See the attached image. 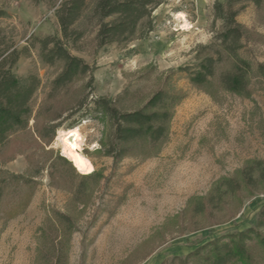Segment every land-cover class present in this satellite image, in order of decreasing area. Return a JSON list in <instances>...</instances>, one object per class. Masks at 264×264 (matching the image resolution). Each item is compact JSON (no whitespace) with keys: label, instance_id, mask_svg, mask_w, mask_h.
I'll return each instance as SVG.
<instances>
[{"label":"rangeland","instance_id":"obj_1","mask_svg":"<svg viewBox=\"0 0 264 264\" xmlns=\"http://www.w3.org/2000/svg\"><path fill=\"white\" fill-rule=\"evenodd\" d=\"M218 1L227 0H163L152 12V30L126 45L99 46L86 23L80 48L71 50L89 72L59 91L52 82L61 62L46 63L39 43L20 57L16 73H34L41 85L32 100L37 125L32 118L30 130L0 150V264H208L204 250L200 258L193 251L255 226L264 178L256 168L250 185L243 172L264 162V3L237 6L245 29L240 56L251 63L247 91L223 88L218 79L194 86L182 70L198 63L201 46L221 29ZM0 7L9 13L0 17L6 45L21 49L62 34L47 1L0 0ZM164 86L183 98L157 147L136 141L116 158L108 151L113 121L92 110L82 115L93 97L139 109ZM46 123H61L51 140L37 131ZM75 127L91 174L63 153L59 133ZM248 250L251 260L229 264H264L261 241H249Z\"/></svg>","mask_w":264,"mask_h":264},{"label":"trees","instance_id":"obj_2","mask_svg":"<svg viewBox=\"0 0 264 264\" xmlns=\"http://www.w3.org/2000/svg\"><path fill=\"white\" fill-rule=\"evenodd\" d=\"M31 1L34 3L47 1L50 4L58 18L62 34L36 37L21 49H17L14 45H6L0 40V150L18 133L30 130L32 118L36 123L32 100L34 92L41 85V79L34 73L26 77H20L16 73L14 68L21 56L28 57L30 49L39 43L42 59L46 63L54 66L61 62L62 69L52 82V91H59L74 82L80 74L89 72L90 65L71 50V47L80 48L79 42L87 34L86 23L91 24L97 31L96 41L99 46L113 43L126 45L136 38L144 37L152 30V12L162 4L163 0ZM252 2L260 7L264 0H227L215 3V16L223 22L221 29L216 31L212 42L201 46L196 54L198 63L194 67L182 68L187 72L194 86L204 87L213 79H218L223 88L228 90L239 93L248 90L251 63L240 56V50L244 46L245 29L237 21L239 14L237 6ZM7 16L9 13L0 7V17ZM226 63L230 65L224 68ZM258 70L264 75L262 64L258 65ZM182 98V93L164 86L141 108L124 111L107 97H93L82 115L85 116V113H90L92 110L106 115L113 121L114 142L108 151L116 158H121L128 152L127 146L136 141L151 147H157L166 141L174 109ZM60 125L61 123L56 125L46 123L44 127H38L37 131L41 138L51 140L56 136ZM256 168L259 171L258 177L264 178V162H257L243 172L244 178L250 185L256 182L254 177ZM12 176L16 180L23 177L21 174ZM256 222L253 227L231 233L227 237H218L200 246L193 251V254L200 258L204 250L206 255L202 258L208 264H229L234 260L244 262L251 260L248 242L258 240L264 245V205L258 212Z\"/></svg>","mask_w":264,"mask_h":264},{"label":"bare ground","instance_id":"obj_3","mask_svg":"<svg viewBox=\"0 0 264 264\" xmlns=\"http://www.w3.org/2000/svg\"><path fill=\"white\" fill-rule=\"evenodd\" d=\"M185 25H188L186 22ZM58 138L62 142L63 153L73 163L74 167L85 174H91L95 167L90 159L82 152L84 137L79 127L70 130H61Z\"/></svg>","mask_w":264,"mask_h":264}]
</instances>
